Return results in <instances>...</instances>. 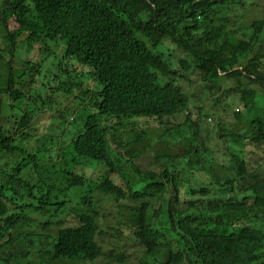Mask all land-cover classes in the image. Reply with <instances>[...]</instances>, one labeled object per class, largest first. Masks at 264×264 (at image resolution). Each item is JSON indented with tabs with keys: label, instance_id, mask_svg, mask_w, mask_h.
I'll use <instances>...</instances> for the list:
<instances>
[{
	"label": "trees",
	"instance_id": "trees-1",
	"mask_svg": "<svg viewBox=\"0 0 264 264\" xmlns=\"http://www.w3.org/2000/svg\"><path fill=\"white\" fill-rule=\"evenodd\" d=\"M36 52L53 68L27 59ZM200 88L218 92L215 107L243 106L233 113L228 163L199 142L189 106L204 109L193 104ZM59 94L75 105L59 109ZM55 111L59 137H34V118ZM179 114L186 122L176 126ZM143 117L165 125L163 135L148 123L128 128ZM178 133L188 180L152 170L175 159ZM34 139L30 150L18 144ZM108 190L139 199L121 233L93 204ZM63 210L73 219L62 227L39 218ZM52 230L56 249L100 264L113 237L108 256L125 260L131 237L146 249L139 264H157L163 249L160 264H264V0H0V264H54L37 246Z\"/></svg>",
	"mask_w": 264,
	"mask_h": 264
},
{
	"label": "clouds",
	"instance_id": "clouds-1",
	"mask_svg": "<svg viewBox=\"0 0 264 264\" xmlns=\"http://www.w3.org/2000/svg\"><path fill=\"white\" fill-rule=\"evenodd\" d=\"M3 84L6 85V82H3ZM9 100V97H7ZM29 101H27L26 104H24V106H28ZM17 105H20L17 102ZM63 107V106H61ZM60 107V108H61ZM70 109L72 108V106H69ZM200 107V106H198ZM196 108L197 111H194V106H189L190 112L192 113V118L193 120L198 124V128L196 129V132H198L200 134V136L202 137V139L199 142L204 143L205 141L207 142V144L211 147L212 151H213V155L215 157H217L219 160L222 161V163H228V156L226 155V153L228 152L227 149V140L230 138V133L233 132L234 127L232 124H234V122L231 124V126H226L225 123L222 121V119H220L219 121L217 119H215L216 124H212V120H211V114H209V112L205 109H201V108ZM59 108V109H60ZM227 109L231 110L232 114L235 111L238 110H242L243 106L242 104H240V106H236L233 108V106H227ZM233 108V109H232ZM226 109V110H227ZM224 110V111H226ZM58 111V110H57ZM55 111V112H57ZM200 111V112H199ZM19 113L20 114H25L24 111V107L23 106H19ZM180 118H182V120H175L173 122L174 125L179 126L181 124H185L186 121L185 117L182 114H179ZM5 116H7L5 114ZM177 117V115H176ZM234 117V115H233ZM13 118V117H12ZM16 118V117H15ZM46 116H44V118L42 119V116L39 118V115H37L34 118L33 121V127L35 128V133H34V137L35 134L38 132H42V137L43 136H49L50 134H52L53 136H57L59 137V135L62 133V127L59 124V113L57 112V114L53 117V118H48ZM72 119V118H71ZM153 118H148V117H143L140 118L138 120H136V122L133 123H129V127L128 128H132L135 127V125H137V127L139 129H142V125L146 124L150 122H152ZM171 119V118H170ZM207 119H210V124H211V129H205L203 126V122L206 121ZM45 120H50V122H45ZM133 120V119H132ZM129 122L128 120L125 121ZM209 123V122H208ZM152 124V123H151ZM141 127H140V126ZM6 126L10 127L13 130V135L17 136V134H14L15 131L18 128V125L16 123H12V124H7ZM161 128H163L162 131V135L163 132L165 131L164 128L165 125H159ZM175 126V127H176ZM74 127L75 125L73 124V126H68V129H66L65 134H66V139L67 140H71L74 134ZM169 128V127H167ZM237 128V127H236ZM170 129V128H169ZM70 131H72L71 135H67ZM18 133V132H17ZM226 140V141H225ZM31 142V144L26 147L23 146V140H21L18 144L23 147L26 148V150H30L31 146H37V144L35 143V139L34 142L33 140L29 141L28 144ZM210 142L213 143V145L211 146ZM186 144V141L184 140V136L180 133L176 134H171L170 136V145L173 146V151H172V155L175 159H173L172 161H165V162H159V161H154L152 164V170H158L159 172H164L166 171L168 168L169 169H175L178 171V174L181 177H186V179L188 180V177L191 175V170L192 167H189L188 165H191L189 163H187V161H185V159H183L179 154H178V149L180 147H184ZM19 146V147H20ZM113 147V149H115L114 151L117 152V147H115V144L111 145ZM218 147L219 151L216 152L215 149L213 147ZM222 146V147H221ZM241 149V147L239 148ZM244 150L242 153V156H244L245 154L248 153L249 149L246 147H243ZM201 153H202V148L200 149ZM247 156V155H246ZM113 157L115 158V160L118 162L120 160H123L121 157H118L116 155H113ZM144 163V162H143ZM185 164L187 165V167H185ZM164 165V166H163ZM166 165V167H165ZM102 168L100 169V172H102ZM237 182L239 179H236ZM235 182V183H237ZM188 185V182L186 181V186ZM136 187L139 189V187L136 185ZM109 194L105 195H99L97 192V195L94 196V201L93 204L96 208H102L107 214L108 217L112 223V226L115 228V230L118 233H121L122 231H126L127 229L125 228V216L127 215H138V210L135 209V207L138 205V200L139 199H135V194H127L124 196H117L116 194L110 192L108 190ZM47 197H50V199L52 200L51 203L52 204H56V200L55 198H52L51 194H48V192H46ZM78 195V192L73 191L71 193H69V198L68 200H70L72 203H74V205L78 204V201L76 202V196ZM57 197H60L59 194H57ZM55 202H54V201ZM38 204V203H37ZM71 212L70 210L66 211L63 210L61 213H59L58 215H56V211H54L52 213L51 216H55L52 218L51 221V216L49 217V219L45 220V217L43 216H39L40 220H44L47 221V223H49V227L50 228H58V226L62 227L63 222H65V220L69 217L72 218V215H70ZM73 219V218H72ZM58 224L57 227H53V225ZM57 230H52V231H47L41 233V235L39 236V243L37 244L38 247H41L43 249L44 252H47L48 254H52L53 258H54V264H100L99 261L97 262H91L90 259H80V258H70V255H67L65 253H63L62 251L58 250L55 248L54 243L56 241V233ZM112 235V232L109 231L107 233V237H110ZM125 242L128 246V251H127V258L125 260H123L122 258L119 259H113L110 258L108 256V253L111 252L114 249L115 246V238L113 237V241L112 244L110 246V248L107 250L109 251L107 253V255H105V259H103V264H139L143 258H145L146 255V249L145 247H143L141 244L135 243L131 237H124ZM35 246V244H34ZM35 253V252H34ZM36 254L34 255V258H36ZM2 257L3 260L7 259V257H9L7 255V252L2 253ZM153 257L157 260V264H160L159 262H161L162 259H164L165 261L168 258V254L167 251L165 249H163V251L161 252L159 258L157 259L155 254L153 255ZM2 261V260H1ZM13 264V263H12Z\"/></svg>",
	"mask_w": 264,
	"mask_h": 264
},
{
	"label": "rangeland",
	"instance_id": "rangeland-1",
	"mask_svg": "<svg viewBox=\"0 0 264 264\" xmlns=\"http://www.w3.org/2000/svg\"><path fill=\"white\" fill-rule=\"evenodd\" d=\"M1 44H2V41H1ZM44 52L47 53L46 51H44ZM23 58H26V57L23 56ZM21 59L22 58L20 57V55L17 54L16 57H15V61H16V65H17L18 68L23 67ZM27 59L36 60L37 64H42L43 63L44 65L53 68L54 61L50 60V58H47V59L43 60L42 56L39 55L38 52H36L34 54H31L30 56H28ZM26 82L28 83L27 84L28 90L34 89V86H35L34 84H32L29 81H26ZM89 82H91V80ZM92 85L94 87L93 80H92ZM200 91H201V88L197 89V91L195 92V97L193 99L194 100L193 104L194 105L198 104V105L204 106V109L207 110L209 112V114H211L212 124H216L215 119H217L218 121L220 119H222V121L225 123V125L230 127L231 124L234 122V117H233V114H232L231 110L227 109L226 111H224V107L223 106L218 105V107H215V105H214L215 104L214 103V99L215 98H213V96H217L218 92L214 91L213 96H212V95L202 94ZM57 98H58V102L61 104V105H59L60 107L61 106H68L69 107V106H74L75 105L73 103V98L72 97L69 98V97H66L65 95L59 94L57 96ZM197 107L198 106H194V109H195L194 111H197V109H196ZM176 119L177 120H182V118H180V115H177ZM210 122H211L210 119H207L206 121L203 122V126H204L205 129H207V130L211 129ZM144 129H146L147 131L149 130L148 132H152L153 136L156 135V134H154L156 132H159V131L162 132V128L160 126H158L157 124H155V123L147 125V127L144 128ZM71 134H72V131H70L67 135L69 136Z\"/></svg>",
	"mask_w": 264,
	"mask_h": 264
}]
</instances>
